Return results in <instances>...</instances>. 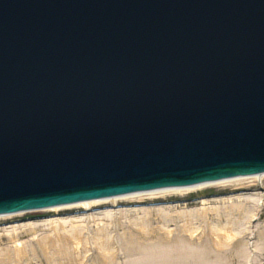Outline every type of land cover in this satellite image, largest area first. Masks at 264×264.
<instances>
[{"label":"water","instance_id":"water-1","mask_svg":"<svg viewBox=\"0 0 264 264\" xmlns=\"http://www.w3.org/2000/svg\"><path fill=\"white\" fill-rule=\"evenodd\" d=\"M262 172L264 0H0V214Z\"/></svg>","mask_w":264,"mask_h":264},{"label":"bare ground","instance_id":"bare-ground-1","mask_svg":"<svg viewBox=\"0 0 264 264\" xmlns=\"http://www.w3.org/2000/svg\"><path fill=\"white\" fill-rule=\"evenodd\" d=\"M263 181L264 172L256 176L232 177L231 180H212L192 187L157 188L141 194H124L123 197L90 199L70 205L0 214V221L37 210L60 214V211L81 208L84 213L75 216L71 225H68L67 219L52 221L51 234H45L40 240L36 238L48 264H122L121 256L125 259L124 264H244L251 256L255 264H264V229H256L254 225L262 216L264 207V193H261L264 190ZM210 187L230 188L228 193L221 192L229 194L228 201L222 196L214 198L215 201L204 198L198 209L191 210L187 204H183V208H173L164 204L174 201L157 200ZM147 200L154 201L149 202L150 205L157 202V205L163 206L147 208L136 215L129 212L116 217L113 213L112 209L123 202ZM101 208L110 210L105 211V215L98 213L95 216L92 213V210ZM104 220L112 223L103 224ZM92 222L99 227L94 234L90 232ZM117 222L124 226L120 249L108 229L111 225L116 228ZM16 227L10 226L12 230L7 232L12 242L16 243L15 251L1 250L0 264L28 263L24 261L30 251L19 242L23 230L19 231L20 227ZM36 232L35 227H30L27 233ZM94 249L97 254L89 263V255ZM31 252L35 253V249L31 248Z\"/></svg>","mask_w":264,"mask_h":264},{"label":"rangeland","instance_id":"rangeland-1","mask_svg":"<svg viewBox=\"0 0 264 264\" xmlns=\"http://www.w3.org/2000/svg\"><path fill=\"white\" fill-rule=\"evenodd\" d=\"M263 186H264V181H263ZM229 189L230 188L210 187V188L202 189L200 191L191 192L185 195H171V196H166V199H157V200L174 201L171 203L164 204V206H171L173 208L175 207L183 208L184 207L183 204H187L188 206H191L188 209L195 210L200 207L199 206L200 201L204 198L210 201H215L214 198H221L222 196V198H224L225 201H228L227 198H229V194H221V192L224 191L223 193H228V191H231ZM261 193L263 194L264 190H262ZM157 200L155 199L154 201H157ZM175 200H184V201L175 202ZM154 201L147 200V202L145 201V202H136V203L128 202L129 204L127 202H123L119 204L118 206H115V209H112V210H114L113 213L116 215V217H119L120 214L130 212L129 214L136 215V213L144 212V210L147 208L163 206V205H157V204H154V205L148 204L149 202H154ZM102 209L103 208L98 209V210H92L93 211L92 213L96 216V215H99L98 213L103 214L105 211L110 210V209H103V210ZM39 211L38 210L31 211L30 213H26L25 215L20 216V217L19 216L15 217L11 220L0 221V252L4 251V252L13 253L15 251L16 243L12 242L7 232L12 230L10 226H17L16 228L20 227L19 231L23 230L22 233L20 234L21 236L19 235V242L27 246V250L30 251L28 254V259H25L24 262L25 263L28 262L27 264H48L46 256L41 252L38 246V239L40 240L41 237L44 236L45 234H48V233L51 234L52 226L50 225V223L52 221L56 222V221H59L60 219H67V221L69 222L68 225H71L70 223L71 221L74 220L73 218H75V216H79L84 213L81 208L60 211V214H57L55 212H39ZM261 213H262V216L256 223H254V225L256 226V229L262 230L264 229V207L262 208ZM94 223L95 222L91 223V227H90L91 234L96 233L97 229L99 228ZM102 223L108 225V224H111L112 222L110 223L104 220V222ZM102 223L100 224L101 227L103 226ZM124 225H127V224H124ZM30 227H35L37 229L36 234L27 233ZM123 228L124 226H121V222L120 223L117 222L116 228L113 227L112 225L108 226V229L113 233L115 237V241L119 249H120V243L122 240ZM25 230H27V232ZM37 237L38 239H36ZM251 242L253 243V239H251ZM31 248L35 249V253L31 252ZM96 254H97V251L94 249L89 255V260H88L89 263L93 260ZM121 257H122L121 261L123 262L122 264H124L125 259L123 258V256ZM0 259H2V257H0ZM254 261H255L254 257L251 256L249 257V259H246L244 264H250L251 262L255 264Z\"/></svg>","mask_w":264,"mask_h":264}]
</instances>
